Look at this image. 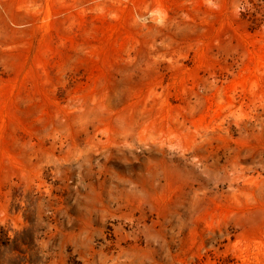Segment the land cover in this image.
<instances>
[{
	"label": "rangeland",
	"instance_id": "374dc122",
	"mask_svg": "<svg viewBox=\"0 0 264 264\" xmlns=\"http://www.w3.org/2000/svg\"><path fill=\"white\" fill-rule=\"evenodd\" d=\"M24 230L34 264H264V0H0Z\"/></svg>",
	"mask_w": 264,
	"mask_h": 264
},
{
	"label": "trees",
	"instance_id": "16d2710c",
	"mask_svg": "<svg viewBox=\"0 0 264 264\" xmlns=\"http://www.w3.org/2000/svg\"><path fill=\"white\" fill-rule=\"evenodd\" d=\"M27 230L21 232V234L16 235L12 240L9 238L0 239V264H4V254L8 252L10 255L16 258L10 260L7 264H34L32 260L33 252L35 253V241L34 236L30 233H26ZM29 232V231H28ZM25 235V238L22 236ZM27 254L29 256H27ZM36 254V253H35ZM37 257V255H36Z\"/></svg>",
	"mask_w": 264,
	"mask_h": 264
}]
</instances>
